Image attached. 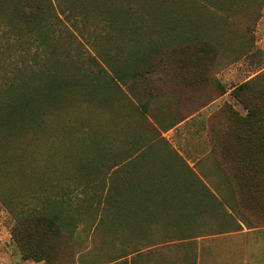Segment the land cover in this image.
Listing matches in <instances>:
<instances>
[{"label":"rangeland","instance_id":"rangeland-1","mask_svg":"<svg viewBox=\"0 0 264 264\" xmlns=\"http://www.w3.org/2000/svg\"><path fill=\"white\" fill-rule=\"evenodd\" d=\"M47 9L51 26L45 29V41L0 12V105L5 95L25 90L7 84L35 81L34 73L51 69V63L53 69L59 61L66 69L103 72L109 70L107 60L146 50V59L157 63L147 78L151 108L164 123L188 111L196 115L176 127L177 122L150 130L122 85L106 97L113 110L99 109L105 118L103 134L114 133L104 138L109 141L104 157L117 162L113 167L97 168V153H82V162L74 165L70 159L80 154L69 152L64 162L53 157L45 171L36 159L29 174L21 156L35 158L30 151L35 145L16 148L22 141L13 143L18 159L0 170V264H185L190 253L183 252L193 247V236L204 234L203 229H231L238 220L227 213L234 196L229 167L216 145L229 124L222 107L246 112L233 86L264 70V0H52ZM29 85L32 94L35 82ZM79 109L88 116L97 112L85 104ZM171 141L186 151L198 181L213 190L211 199L201 196L199 219L204 221L189 228L156 217L160 211H149L151 220L146 219L137 202L162 199L165 181H144L152 167V174H161L170 161L175 169L184 166L170 153ZM148 150L153 152L150 163L144 158ZM107 193L113 195L110 201ZM23 201L50 207L70 222L59 259L22 257L11 228Z\"/></svg>","mask_w":264,"mask_h":264},{"label":"trees","instance_id":"trees-1","mask_svg":"<svg viewBox=\"0 0 264 264\" xmlns=\"http://www.w3.org/2000/svg\"><path fill=\"white\" fill-rule=\"evenodd\" d=\"M51 4L52 0H0V12L12 24L25 28L29 33L34 32L45 41L48 36L45 29L51 26L48 22L51 14L47 9ZM147 55L149 52L146 50H138L127 59H109L106 61L109 70L103 72H91L82 67L66 69L58 61L54 63L55 69L51 63V69L48 67L46 71L34 73L38 78L35 81L29 79L27 82L23 78L7 84L11 87L17 83L16 86L22 85L25 90L5 95L0 105V170L18 159L19 155L12 146L19 140L22 142L16 148L35 145L30 147L35 158L21 153L29 174L34 171L36 159L45 171L49 164L53 165V157L64 162L69 152L70 156L74 152L80 154L77 160L75 157L70 159L74 165L82 162V153L86 157L97 153L94 161L97 168L113 167L117 162H109L104 157L109 149V141L104 138L114 136V133L112 129L106 130L108 135L103 134L105 118L99 116V109L112 107L113 110V103L109 104L106 97L113 96L117 89L122 90V85L131 94L133 106L150 124V130L167 129L190 115L193 111L179 114L174 120L164 123L151 108L147 78L157 63L146 59ZM133 56L137 57L132 59ZM49 58L52 59V55ZM30 82H35L32 94L26 89ZM232 90L246 107V112L241 114L226 105L222 107L221 112L226 113L229 124L220 131L223 138L216 146L229 167L227 180L234 196L231 212L227 213L238 220L231 229H203L204 234L241 228L242 223L248 227L264 225V70L233 86ZM241 93H246V96H240ZM101 96H104L102 102ZM82 104L97 112L84 115L79 109ZM5 109L7 112H4ZM212 133L217 135L214 129ZM153 169L144 177L146 184L169 181L168 176L162 173L152 174ZM112 197L109 193L106 200L110 201ZM25 205L27 202L23 201L11 228L22 257L45 261L59 259L65 237L64 227L70 222L67 223L60 212L50 207ZM183 225L189 228L194 224Z\"/></svg>","mask_w":264,"mask_h":264},{"label":"crops","instance_id":"crops-1","mask_svg":"<svg viewBox=\"0 0 264 264\" xmlns=\"http://www.w3.org/2000/svg\"><path fill=\"white\" fill-rule=\"evenodd\" d=\"M195 113L177 122L175 127L193 120ZM171 144V152L167 151L183 162L184 166L175 169L171 161L167 163L168 167L160 172L169 179L162 185L164 189L162 199H140L137 201L141 207L140 211H143L146 219L150 220L149 211L154 210L160 211L161 214L156 217H161L166 222L174 221L183 224L202 222L204 220L199 219L202 217L200 215L201 196L211 199L213 190L207 182L198 181L197 173L191 168L190 160L186 157V151L172 141ZM148 152L145 153L144 158L150 163L153 152L151 153V150ZM149 204L152 210L149 209ZM187 252L190 254L189 257L183 258L185 264H264V226L247 227L242 223L241 228L237 229L197 234L193 236V247L185 249L183 253Z\"/></svg>","mask_w":264,"mask_h":264}]
</instances>
